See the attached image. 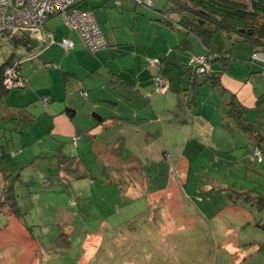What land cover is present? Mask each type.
<instances>
[{"label": "rangeland", "instance_id": "374dc122", "mask_svg": "<svg viewBox=\"0 0 264 264\" xmlns=\"http://www.w3.org/2000/svg\"><path fill=\"white\" fill-rule=\"evenodd\" d=\"M153 1L154 8L138 6L172 12L174 3L170 0ZM65 26L60 14L47 18L43 25L45 33ZM168 31L171 36L180 33V39L187 38L191 46L174 47L160 55V64H149L156 70L152 77H163L167 85L165 91L155 89L154 93L151 89L153 102L162 103V99L174 95L166 120L177 125L193 113H201L219 122L227 111V98L234 92L247 102L244 118L252 122L253 135L234 127L230 131L235 135L229 143L234 144L232 149L186 140L187 160L181 157L182 148L175 146L178 140H167L164 148V134L149 137L143 127L135 133L137 140L121 125L107 128L102 136L110 139L104 140L107 148L93 146L92 140H84L86 134L75 135V146L69 130L58 126L53 129L58 136L21 144L4 139V132H10L12 126L0 118V171L6 176V185H12L19 212L0 206V264H264V231L256 225L264 223V211L252 206L250 199L252 195H264V103L253 105L264 89L263 67L251 59L250 43L240 35L216 32L210 50L214 56L229 50L230 56L224 60L226 70L220 74L223 89H213L207 82L197 84L193 105L192 83L218 75L221 62L214 59L205 73L195 75L196 62L191 60L204 51L202 43L193 32ZM26 32L38 43L36 31ZM161 33L162 29L154 30L145 23L137 38H161ZM27 87L20 90L25 92ZM187 87L188 98L184 91ZM250 90L253 95H249ZM166 92V96L160 95ZM40 96L29 107L38 121L22 119L21 130L29 124L32 131L35 128L40 132L37 127L41 123L50 125L52 118L61 114L45 110L40 100L47 97L50 102V96L45 92ZM16 109L15 114H20ZM200 119L204 120L196 118L192 130L199 137L204 133L197 124ZM121 136L133 139L120 140ZM253 142L261 151L262 162L252 158ZM134 155L141 159L136 170L128 168L135 165L131 162ZM229 161L231 175L227 172ZM167 179L176 184V191L168 198L151 201L150 185H163ZM225 185L241 191L234 193L239 198L236 204L229 200L230 190ZM247 211L251 217L246 216Z\"/></svg>", "mask_w": 264, "mask_h": 264}, {"label": "crops", "instance_id": "0c3cea01", "mask_svg": "<svg viewBox=\"0 0 264 264\" xmlns=\"http://www.w3.org/2000/svg\"><path fill=\"white\" fill-rule=\"evenodd\" d=\"M170 1L174 3V7L171 10L172 13L178 15V12L175 10L177 7L175 1ZM77 6L83 9H90L94 13L106 43L101 49L93 52L84 47L79 41L77 34L67 26L62 30L48 31L58 41L63 37L74 41L73 48L68 52H64L57 44L54 45L56 48L53 49L51 46L43 45L38 49L37 55L31 58H23L15 53H4V49L1 47L0 65L5 61L11 63L21 58L20 69L26 79L25 86L28 85V90L26 89L25 92L20 89L0 91V118L3 122L9 121L12 126V129L9 130L10 132H4L5 140H19L21 144L25 143V140H42L54 134L53 129L58 126L59 128L65 127L69 130L70 140L75 146H78L75 135L86 134L84 140H92L95 147L107 148L104 140L110 139L102 137L107 132V128L121 125L124 130L134 133V139L121 136L119 137L120 140H137L135 133H138L139 129L143 127L144 133L149 137L157 138L160 136V133L164 134L163 138L166 140L162 141L164 148L166 147L167 140H174V142L178 140L179 145L175 146L180 149L182 148L181 157L187 159L188 157L185 155L186 146L184 145L186 140H193L196 144L200 145L204 142L207 145L212 143L215 148H221L222 146L232 149L231 147L234 144L230 145L229 143L234 140L235 135H230V131L234 127L251 136L253 135V133L241 129L235 120L228 116L229 102L231 100L236 101V103L245 108L243 117L247 110V102L238 98L234 92L228 91L230 95L226 101L227 111L220 118V121L216 123L201 113H193L192 116H188L190 119L181 120V123L175 125V122L166 120V116L169 115V109L171 108V99L174 95L172 94L170 99H162V103L153 102L152 97L158 91L155 92L154 78L151 74L156 70L152 68L153 65L149 66L146 58H160L163 52H170V49L177 48L176 46L182 40L180 39V33L171 36L168 28L173 27L161 22L159 13L166 10H148L147 8L138 6L133 0H121L119 4H115V0H85L77 4ZM155 6L156 2H154L153 8ZM145 23L151 25L154 30L162 29L161 38L146 35L143 40H139L137 35L142 34V26ZM26 34L28 33L26 32ZM45 44H47V41H45ZM210 44L206 46L202 43L204 51L196 53L197 55L194 56L211 55L208 59L219 60L222 69L218 75H207L202 82L194 81L192 83L190 94H194L193 105L196 98L194 87L197 84L207 82L213 89L217 86L223 89L220 83V74L226 70L228 64L223 65L221 59L224 57L228 59L229 50H226L223 55L214 56L210 50ZM182 46L178 48H190L191 42L187 39L186 44L183 43ZM70 51L71 53H69ZM180 57L185 60V56L181 55ZM212 60H208V63ZM51 67L54 69H51ZM190 67L192 68V66ZM193 73L199 75L195 71ZM212 77H216L217 79L215 80ZM38 86L42 87V92L39 91ZM189 88L183 89L187 98L189 96L187 93ZM151 89L154 93L151 92ZM225 90L222 92H227ZM43 92L50 96V102L48 99L47 104L40 101V103L46 105V107L43 105L44 109L54 114H61L54 116L50 125L47 122L41 123L37 127L40 129V132H36L35 128L32 131L28 126L29 124L21 130L19 125L22 119L25 120L26 118L29 121H38L36 117L30 114L29 107L30 103L34 99H39ZM82 92H86V98L82 96ZM228 92L227 94H229ZM263 92L264 89L259 96ZM144 94L148 95L144 97ZM166 94L167 92L160 95L163 97ZM253 94L254 92L250 90L249 95ZM7 95L8 97L5 100L1 99ZM259 96L253 104L256 107L260 106V103L258 104ZM190 102L191 100L186 102L189 109H191ZM214 105L216 106V103ZM16 108L21 112L18 115L15 114ZM170 114L172 115V113ZM189 114L190 111L188 112ZM198 117L204 119H200V122H197L199 130L203 129L204 131L201 137L195 133L193 134L192 131ZM15 120L17 122L16 125L14 124ZM144 121L146 123L142 124ZM250 123L252 124V122ZM25 128L28 129L25 130ZM54 135L58 136L60 134L56 133ZM119 135H122V133ZM25 146L27 147L28 145L25 144ZM250 146L253 150L257 146V143L253 142ZM0 150H3L2 146H0ZM131 162L135 164L134 167L131 165L128 167L132 170H136L141 165L139 156H131ZM230 162L228 163L230 169H227V172L231 175ZM120 173L123 172L120 171ZM124 175V178H127V174L125 173ZM6 181V176L0 171V194L3 193L7 186H10L9 188L13 190L12 185H6ZM148 182L152 184L149 178ZM150 187V200L153 202L172 196L173 192L177 189L176 184L168 181V179L163 185L156 184L155 186L150 185ZM225 187L228 190L236 188L227 185ZM206 188L204 186L203 190ZM231 203L236 204V202L232 201ZM199 208L201 207L199 206ZM246 216L251 217V212L247 211Z\"/></svg>", "mask_w": 264, "mask_h": 264}, {"label": "built area", "instance_id": "2783aa9c", "mask_svg": "<svg viewBox=\"0 0 264 264\" xmlns=\"http://www.w3.org/2000/svg\"><path fill=\"white\" fill-rule=\"evenodd\" d=\"M84 0H0V56L2 55L1 47L4 53H15L19 57L31 58L38 54V49L43 46L59 45L64 52H68L74 46V41L70 38L63 37L59 41L54 38L51 33H45L43 24L47 18L52 15L60 14L65 25L73 30L79 41L84 47L90 51H97L105 46L103 33L98 25L94 13L90 9L79 8L77 4ZM121 0H115V4H119ZM137 4L146 7H153V0H133ZM159 15L163 19L172 20L175 28L181 29L179 24V15L172 12L164 11ZM32 30L38 33V43L34 48L15 49L11 43V38L16 34L26 33ZM47 41V44H45ZM211 55H198L192 58V62H196L194 71L201 74L208 67V58ZM150 65L160 64L157 57L146 58ZM251 59L259 63L263 67L264 74V50L252 52ZM21 58L12 61L6 65L2 73V84L7 90L22 89L25 87V77L20 69ZM55 65V64H54ZM155 89L157 91H165L166 83L163 77L154 76ZM86 92H82V96L86 98ZM47 104L48 98L44 97L40 100ZM75 139V138H74ZM13 154L15 152H12ZM253 158L257 161L262 160L261 151L258 146L253 148Z\"/></svg>", "mask_w": 264, "mask_h": 264}, {"label": "trees", "instance_id": "16d2710c", "mask_svg": "<svg viewBox=\"0 0 264 264\" xmlns=\"http://www.w3.org/2000/svg\"><path fill=\"white\" fill-rule=\"evenodd\" d=\"M176 11L180 17L179 24L187 32H193L204 45H209L212 36L216 32H224L228 35L237 33L241 40L248 41L252 52L264 50V0H174ZM160 20L175 28L172 20ZM177 29V28H175ZM243 30V32H242ZM187 39L184 38L176 47H183ZM14 48L29 50L35 47L36 42L26 33L16 34L11 38ZM223 57V56H222ZM221 58V57H220ZM213 58L209 59L212 60ZM226 57L221 61L225 65ZM9 61L0 65V91H8L2 84V73ZM207 71V69H206ZM205 71V72H206ZM204 72V73H205ZM214 78V77H212ZM217 79L216 77L214 78ZM214 80V82H215ZM213 82V81H212ZM111 83V81H110ZM0 92V93H1ZM264 102V92L258 98V104ZM228 116L232 117L238 126L244 131L254 133V128L250 122H247L243 113L245 108L236 101L229 102ZM10 187V186H9ZM5 188L0 194V206L19 214L14 192L11 188ZM241 192L230 190L228 198L232 202H237L239 198L234 193ZM6 193V194H5ZM5 196H4V195ZM251 205L259 211H264V195L257 194L250 197ZM264 231V223H256Z\"/></svg>", "mask_w": 264, "mask_h": 264}, {"label": "water", "instance_id": "95a60500", "mask_svg": "<svg viewBox=\"0 0 264 264\" xmlns=\"http://www.w3.org/2000/svg\"><path fill=\"white\" fill-rule=\"evenodd\" d=\"M242 32H243V30H242Z\"/></svg>", "mask_w": 264, "mask_h": 264}]
</instances>
